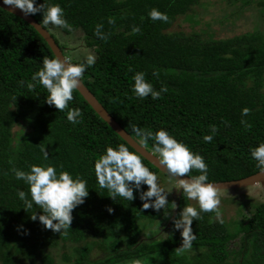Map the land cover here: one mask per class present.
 Instances as JSON below:
<instances>
[{
	"label": "trees",
	"instance_id": "trees-1",
	"mask_svg": "<svg viewBox=\"0 0 264 264\" xmlns=\"http://www.w3.org/2000/svg\"><path fill=\"white\" fill-rule=\"evenodd\" d=\"M43 2L59 4L71 29L43 25L40 13L30 16L48 31L64 56L76 49L74 33L81 34L96 57L94 64L86 66L82 84L136 142L139 138L132 125L153 132L163 128L203 156L211 183L236 181L261 171L249 149L264 142L262 31L220 40L202 39L203 33L169 32L177 18L189 17L200 0H37ZM153 8L166 13L168 21L151 20L148 13ZM97 24H103L106 39L95 34ZM133 26L140 31L133 33ZM43 57L55 58L40 35L0 9V264H134L136 260L142 264H264V199L249 206L248 212H243L246 205L240 207L235 232L228 222H217L214 213L202 212L191 225L196 236L192 247L183 253L176 251L182 237L173 227L174 219L165 237L144 238V227L167 220L175 208L169 204L164 211L142 209L139 194L147 190L146 185L140 192L134 190L132 201L119 196L112 200L108 190L98 186L94 161L106 146L115 148L125 142L76 90L68 107L81 109L78 124L67 120V108L58 111L45 102L48 93L42 86L28 90L26 84L42 67ZM65 58L70 63L86 61ZM140 71L156 90L166 86L167 92L156 100L137 98L131 90L132 76ZM244 108L250 111L242 117ZM241 119L250 127H243ZM212 125L217 129L213 140L204 142L202 137L212 134ZM152 143L143 147L158 157ZM41 145L49 153L47 161ZM45 163L63 165V170L87 181L89 194L72 210L67 235L33 221L31 216L38 217L41 209L35 205L23 209L17 196L18 190L27 193L28 185L15 179L12 169L29 171L30 165ZM168 202L177 206L176 216L190 204L183 192ZM232 242L237 250L228 248ZM96 251L101 256L92 261Z\"/></svg>",
	"mask_w": 264,
	"mask_h": 264
},
{
	"label": "clouds",
	"instance_id": "clouds-1",
	"mask_svg": "<svg viewBox=\"0 0 264 264\" xmlns=\"http://www.w3.org/2000/svg\"><path fill=\"white\" fill-rule=\"evenodd\" d=\"M0 2L13 9H19L25 16L40 13L43 25L51 24L71 29L64 18V10L59 4L45 5L44 2L37 4V0H0ZM148 16L153 21L167 22L169 19L166 13L156 8L151 9ZM38 26L41 29L40 24ZM102 28L103 24H97L95 34L100 39H106L107 37L101 32ZM131 31L137 33L140 28L133 26ZM95 59L94 55H88L84 62L70 63L68 59L57 55L51 59L43 57L42 67L33 73L26 86L29 91L34 90L37 85L42 86L48 93L45 102L54 106L58 111H64L67 108V120L78 124L83 118L81 109L69 108V102L73 99V90L82 87L81 78L86 66L94 64ZM132 80L134 83L131 90L139 99L150 97L156 100L161 98L162 93L167 92L166 86H161L159 90H156L152 83L146 80V74L143 71L136 72ZM15 99L16 97H13L14 101ZM249 111L248 108L242 109V117L247 116ZM240 123L245 128L250 127L244 119H241ZM131 131L135 137L139 138V144L142 146H147L149 141H153L151 149L158 154V159L155 160L156 165L160 166L158 168L166 172L170 180L178 182L179 189L189 200L198 203V208L191 204L186 205L173 220V227L180 230L182 237L181 246L176 248V251L183 253L192 247V241L196 236L193 234L191 225L194 220L201 218L202 212L214 213L217 222L223 223L219 188L216 184L208 182V165L203 156L191 151L185 143L177 140L168 131L161 128L153 132L136 125L131 126ZM216 131V126L212 125V134L204 135L203 141L212 142ZM122 132L128 140L133 142L129 139L128 133ZM40 150L43 160L47 161L49 153L45 150V145H41ZM249 153L256 161L257 167L264 173V142L251 147ZM141 157L138 151H130L125 143H120L115 148L106 146L103 154L99 155L93 164L98 186L107 189L108 197L112 200L119 196L132 201L135 198L134 190L140 192L141 185H146L147 190L139 194V199L143 201L142 209L152 208L154 211H164L169 204H171V209H174L176 205L167 200V195L173 188L166 189L161 186L156 173L145 166ZM193 171L199 174L190 175ZM12 173L15 179L22 180L28 185L27 193L22 190L17 191L19 200L23 202V209H32L34 205L41 209V214L37 217L34 213L31 219L38 220L45 229H50L54 233L67 235L72 222V210L83 204L89 194L87 181L79 175L74 177L68 171L63 170V165L57 167L50 163L30 165L29 171L13 168ZM180 177L187 178L180 179ZM108 211L112 210L109 208ZM168 214L169 212L165 213V216ZM134 264H142V262L136 260Z\"/></svg>",
	"mask_w": 264,
	"mask_h": 264
},
{
	"label": "rangeland",
	"instance_id": "rangeland-1",
	"mask_svg": "<svg viewBox=\"0 0 264 264\" xmlns=\"http://www.w3.org/2000/svg\"><path fill=\"white\" fill-rule=\"evenodd\" d=\"M249 1L247 4L246 2ZM254 31L264 33V0H200L198 7H194L189 17H178L169 32H180L183 34L203 33L202 39H227ZM72 44L76 47L74 52L66 53L72 60H86L88 55L93 52L87 49L82 42L81 34L74 33ZM66 50H70L69 44ZM70 60V59H68ZM264 91V90H263ZM158 183L166 189L173 188L167 195V200H175L179 193V184L170 180L168 177L158 174ZM220 208L222 219L228 223V228L235 232L237 229L239 209L246 205L248 212L249 206H256L262 203L264 191L260 186H254L238 191H219ZM189 200V199H188ZM190 204L198 208V203L189 200ZM174 212V211H173ZM173 217L167 220L162 218L152 226H146L143 229L144 238L155 240L165 237L167 228ZM229 249L237 250L238 246L234 242L228 245ZM56 253L58 251H55ZM96 251L91 255L92 261H95L101 255Z\"/></svg>",
	"mask_w": 264,
	"mask_h": 264
},
{
	"label": "water",
	"instance_id": "water-1",
	"mask_svg": "<svg viewBox=\"0 0 264 264\" xmlns=\"http://www.w3.org/2000/svg\"><path fill=\"white\" fill-rule=\"evenodd\" d=\"M0 9L21 19L26 24H28L30 27L33 28L40 37L44 40V42L47 44L49 49L51 50L52 54L57 55L58 57L61 56L64 57V53L60 50V48L56 45L54 39L51 37V35L41 27V29L38 26V23L30 16H25L22 14V12L19 9H13L11 6L4 5L2 2H0ZM82 84V82H81ZM79 95L84 99V101L91 107V109L97 114V116L106 123V125L116 134L122 141H124L131 149L134 151H138V154L142 155V158L146 160L151 166H153L158 172H160L162 175L168 177L166 172H162L160 170V166L156 165V161L158 157H156L153 153L148 152L143 146H141L138 142H136L129 134V139H132L133 142L128 140V137L122 132L124 131L127 133L109 114L108 112L103 108V106L96 100V98L90 93V91L82 84V87H78V89H75ZM122 136H120V135ZM126 140H124V139ZM169 178V177H168ZM187 177H180V179H186ZM174 181V180H173ZM177 184L178 182L175 181ZM219 188V191H238L243 190L247 188H251L254 186H260L262 190L264 191V173L261 171L251 175L249 177H246L244 179L236 180V181H227V182H218L214 183ZM182 190L179 189L178 196H180ZM177 206L174 209L173 212V218L176 216Z\"/></svg>",
	"mask_w": 264,
	"mask_h": 264
}]
</instances>
